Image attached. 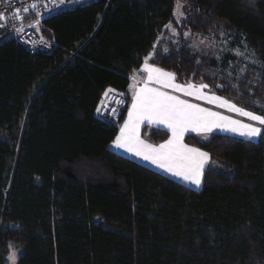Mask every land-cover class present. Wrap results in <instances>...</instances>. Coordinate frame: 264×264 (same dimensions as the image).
<instances>
[{
	"label": "trees",
	"instance_id": "trees-1",
	"mask_svg": "<svg viewBox=\"0 0 264 264\" xmlns=\"http://www.w3.org/2000/svg\"><path fill=\"white\" fill-rule=\"evenodd\" d=\"M182 1L179 24L177 0H99L49 17L48 56L0 45V264L11 247L15 264H264V128L254 143L186 136L210 157L193 190L111 152L125 113L97 115L106 93L129 102L147 56L264 115V0ZM170 24L178 45L158 42ZM185 32L209 52L191 51ZM234 50L247 58L240 74Z\"/></svg>",
	"mask_w": 264,
	"mask_h": 264
},
{
	"label": "snow or ice",
	"instance_id": "snow-or-ice-1",
	"mask_svg": "<svg viewBox=\"0 0 264 264\" xmlns=\"http://www.w3.org/2000/svg\"><path fill=\"white\" fill-rule=\"evenodd\" d=\"M35 7L36 4H33L32 8ZM29 10L26 7L24 12L27 13ZM180 15L183 16L184 14L180 13ZM15 18L20 21L24 19L20 15L19 9L15 10ZM5 19L3 13H0V21ZM0 26L3 25L0 24ZM166 27H171V25ZM19 30L22 31V27ZM189 35V32L184 33L185 37ZM200 43H204V41L201 40ZM148 60L149 57H145V62L140 69L141 72L146 73L143 86L136 87L135 83L129 86L132 90V104L128 111L127 120L113 141L116 148L133 153L172 175L199 186L204 166L210 157L208 153L197 148H190L182 142L186 131L191 129L194 132H211L214 128H219L249 139L261 136V128L254 124L242 123L239 120L220 115L218 112L200 107L196 103H190L188 100L181 99L179 96L162 89H171L173 93L180 92L185 96L193 97L195 100H203L222 108L226 107L229 111L246 117L259 125H264V115L247 111L220 96L206 94L203 90L209 87L207 84L176 83V75L173 72L155 67L148 63ZM133 80L135 81V70ZM108 91L112 90L109 89ZM113 111L116 110L113 109ZM144 121L152 125H163L171 135L159 145L147 143L140 138L139 133L140 126ZM8 259L12 264H15L16 254H10Z\"/></svg>",
	"mask_w": 264,
	"mask_h": 264
},
{
	"label": "built area",
	"instance_id": "built-area-1",
	"mask_svg": "<svg viewBox=\"0 0 264 264\" xmlns=\"http://www.w3.org/2000/svg\"><path fill=\"white\" fill-rule=\"evenodd\" d=\"M61 2H70L72 9L91 3L88 0H0V13L5 16L0 21V42L5 40L16 41L31 51L39 54H49L52 43L36 33L37 24L60 12ZM36 4L33 9L32 5ZM30 10L25 13L24 9ZM20 10L24 17L22 21L15 18V10ZM22 27V31L19 29ZM128 101L125 96L115 93H107L101 97L100 109L97 115L105 120H117L123 112H126ZM113 109L116 111L114 112Z\"/></svg>",
	"mask_w": 264,
	"mask_h": 264
},
{
	"label": "crops",
	"instance_id": "crops-1",
	"mask_svg": "<svg viewBox=\"0 0 264 264\" xmlns=\"http://www.w3.org/2000/svg\"><path fill=\"white\" fill-rule=\"evenodd\" d=\"M147 57H149V56H147ZM144 62H145V58H144ZM144 62H143V64H144ZM148 63H150L149 60H148ZM143 64H142V65H143ZM150 64H151V63H150ZM142 65H141V67H142ZM151 65H152V64H151ZM153 66H154V65H153ZM141 67H140V69H141ZM155 67H156V66H155ZM140 69L137 70V71H135V81L133 80V73H134V72L132 73V76H131V79H130V85L133 84V83H135V86H136V87H142V86H143V80L146 78V73L141 72ZM175 82L178 83L177 81H175ZM130 85H129V86H130ZM196 85H199V84H196ZM154 86H155V85H154ZM157 87H158V86H157ZM162 90H163V91H167V92H169L170 94L177 95V96H179L181 99L188 100L190 103H196V104H198L200 107L207 108V109H209L210 111L218 112L220 115L227 116V117H229V118H231V119H234V120H239V121H241L242 123H249V124H250V120H248L246 117H243V116H241V115H239V114H237V113H235V112H233V111H229L226 107H223V108H222V107H218V106L215 105V104L207 103L206 101H203V100H195L193 97L185 96V95H183V94L180 93V92H174V93H173L171 89H162ZM203 91H204L206 94H213V93H211V92L209 91V88H206V89H204ZM129 92H130V93H129V97H130V99H129V102H128V106H127V109H126L125 115H124V117H123V120H122V122L119 124L118 132H117L116 136L119 135L120 128L123 126L125 120H127V118H128V111H129V108L131 107V104H132V90L130 89V87H129ZM214 95H216V94H214ZM223 99H224V98H223ZM256 126H257V124H256ZM143 127H148V128H152V129H159V130L166 131V132L169 134V135H168V138H169V136L171 135V133L169 132V130H168L167 128H165L163 125H152V124H148L147 121H144V122L141 124V126H140V130H139L140 138L143 139V140H145L147 143H150V144H153V145H159V144L163 143L164 141H163V142H160V143H154V142H152V141L146 139V138L142 135V128H143ZM257 127H259V125H258ZM260 128H261V130H262L263 125H260ZM214 134L230 136V137H234V138H237V139H241V140L249 141V142H253V143H254V142H257V140H258V138H259V136H257V137H254V138L249 139L248 137L241 136V135H238V134H236V133H232V132L224 131V130H221V129H219V128H214L211 132H194V131H192L191 129H189L188 131H186V132L184 133V136H183L182 142H183L185 145H187L188 147H190V148H197V147H194V146L188 145V144L185 142V140H184L185 137L188 136V135H192V136H196V137H199V138H200V137H201V138H204V137H205V138H208L209 136L214 135ZM116 136H115V138H116ZM115 138L113 139V141L115 140ZM113 141H112V142L109 144V146H108V149H109L111 152H113V153H115V154H117V155H119V156H122V157H124V158H126V159H128V160H130V161H133V162H135V163H137V164H139V165H141V166H144V167H146V168H148V169H150V170H152V171H154V172H156V173H158V174H161V175H163V176H165V177H167V178H169V179H171V180H173V181H175V182H177V183H179V184H181V185H183V186H185V187L191 188V189H193V190H199V189L201 188L202 181H203V172L205 171L206 167L210 164V159L208 160V162H207V163L205 164V166H204V169H203V172H202V177H201V183H200L199 186H197V185H195V184H192V183H190V182H188V181L183 180V179L180 178V177H177V176L172 175L170 172L165 171L164 169L158 167L157 165L151 163L150 161L144 160L143 158H141V157H139V156H136V155L133 154V153L127 152V151H125L124 149H121V148H116V147L114 146V144H113ZM165 141H166V140H165ZM197 149H199V150L202 151V152H206V151H204V150H202V149H200V148H197ZM206 153H207V152H206Z\"/></svg>",
	"mask_w": 264,
	"mask_h": 264
},
{
	"label": "rangeland",
	"instance_id": "rangeland-1",
	"mask_svg": "<svg viewBox=\"0 0 264 264\" xmlns=\"http://www.w3.org/2000/svg\"><path fill=\"white\" fill-rule=\"evenodd\" d=\"M174 12L176 14L174 15V13H173V21L176 24H179V23H181V21L184 19V17L188 13V7L186 6V4L182 0H177ZM180 13H183L184 15L181 16ZM166 31H167L166 32V37L165 38L160 37L158 42H162V41H167L168 42L169 41V42H171V43H173L175 45H178L179 37H178V33H177L176 28L173 25H171V27H166ZM189 36L188 37H185L184 36V39H186L187 42L189 41L188 44L190 46L189 49L191 51L198 52V53L209 52V48H211V42L209 40H203L204 43H200V41H201L200 39H197V38L195 39V38H193L191 36L189 37ZM224 45L227 46L228 45V42L225 41L224 42ZM240 52L241 51H239V50H234L232 52L233 56L236 59V62L234 61V64H238V63L240 64L242 61L244 62V64L242 66H240L239 69H237V73L238 74L242 73L243 69L246 66L245 64H246V61H247V58H243L242 57V53H240ZM250 124H254L256 126L257 123L256 122H253V121H250ZM258 125L259 124H257V126ZM259 127H260V125H259ZM263 128H264V125H263ZM202 139H205V137L202 138ZM213 166L215 168V164ZM219 169H221V168H219ZM12 253H15L16 254V260L21 255V252L19 250L15 249L14 247H11L10 252L8 254V257ZM8 257H7L8 264H12V262L8 259ZM15 263H16V261H15Z\"/></svg>",
	"mask_w": 264,
	"mask_h": 264
},
{
	"label": "bare ground",
	"instance_id": "bare-ground-1",
	"mask_svg": "<svg viewBox=\"0 0 264 264\" xmlns=\"http://www.w3.org/2000/svg\"><path fill=\"white\" fill-rule=\"evenodd\" d=\"M63 1H65V0H63ZM88 1H90L91 3H89V4H84V5H81V6H78V7H76V8H74V9H72L71 7H70V2H61L62 4L60 5V7H59V11L60 12H58L57 14H60V13H63V12H67V11H72V10H75V9H78V8H83V7H86V6H89V5H91V4H93V3H95V2H97V1H99V0H88ZM57 14H55V15H57ZM54 16V15H53ZM52 17V16H51ZM44 21V20H43ZM43 21H40L38 24H37V28H36V33H39V35H40V29L42 28V22ZM42 36V35H41ZM7 41H11V40H5V41H2V42H0V45L1 44H3V43H5V42H7ZM14 42H16V41H14ZM17 44H19V45H21L22 47H24L26 50H28L29 52H31V53H33V54H39V53H35V52H33V51H31L30 49H28L27 47H25V46H23L22 44H20V43H18V42H16ZM50 53L49 54H43V55H51V53H52V51H53V45H52V48H50ZM99 109H100V107H99ZM98 112V111H97ZM123 113H125V112H123ZM122 113V114H123ZM122 114H121V116H122ZM120 116V117H121ZM119 117V118H120ZM101 118V117H100ZM118 118V119H119ZM117 119V120H118ZM105 120V119H104ZM117 120H112L111 119V121L110 120H108V121H110V122H117Z\"/></svg>",
	"mask_w": 264,
	"mask_h": 264
}]
</instances>
